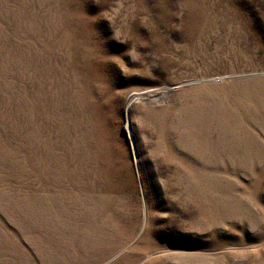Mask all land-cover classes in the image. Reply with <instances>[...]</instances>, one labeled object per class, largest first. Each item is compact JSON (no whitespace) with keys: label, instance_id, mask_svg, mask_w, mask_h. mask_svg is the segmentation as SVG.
Segmentation results:
<instances>
[{"label":"rangeland","instance_id":"374dc122","mask_svg":"<svg viewBox=\"0 0 264 264\" xmlns=\"http://www.w3.org/2000/svg\"><path fill=\"white\" fill-rule=\"evenodd\" d=\"M159 2L0 0V264H264V5Z\"/></svg>","mask_w":264,"mask_h":264},{"label":"snow or ice","instance_id":"6c2138e0","mask_svg":"<svg viewBox=\"0 0 264 264\" xmlns=\"http://www.w3.org/2000/svg\"><path fill=\"white\" fill-rule=\"evenodd\" d=\"M261 4L264 5V0H261ZM152 7H163V0H160L159 4H154L152 5ZM69 24H72V21H69ZM120 57L117 56H111L108 57L106 60L101 61V62H97L96 65L92 66L97 70H100L108 65H115L116 63L119 62ZM131 66V65H129ZM122 71H124L127 75L131 76V75H138V73H131V72H127V69H122ZM101 104L105 103V101L101 100L100 101ZM112 182L114 185L118 186L120 183V177L118 174H113V176L111 177Z\"/></svg>","mask_w":264,"mask_h":264},{"label":"bare ground","instance_id":"6f19581e","mask_svg":"<svg viewBox=\"0 0 264 264\" xmlns=\"http://www.w3.org/2000/svg\"><path fill=\"white\" fill-rule=\"evenodd\" d=\"M203 135H207V133H203ZM190 138L193 139L194 137L190 136ZM186 143H187V142H186ZM210 146H211V144H210ZM198 148H199V146H198L197 148H194V147H192V146L189 147V149H190L191 151H193V150H198ZM203 148H205L204 151H206V152L209 151V148H207L206 143H204ZM210 156H211V153H210L208 156L205 157V159L207 160V162L210 161ZM209 166H210V165L207 163V165H206L205 167L209 168ZM203 174H204V171H203ZM205 178H206L207 180H211V179H212L211 174L209 173L208 169H207V174L202 178V180H200V183L203 182V180H204ZM204 182H205V181H204Z\"/></svg>","mask_w":264,"mask_h":264}]
</instances>
